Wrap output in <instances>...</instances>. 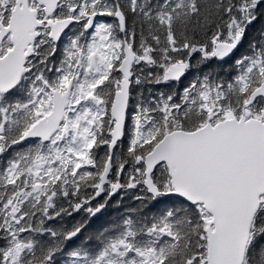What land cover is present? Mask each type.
Here are the masks:
<instances>
[{"label":"snow or ice","instance_id":"6c2138e0","mask_svg":"<svg viewBox=\"0 0 264 264\" xmlns=\"http://www.w3.org/2000/svg\"><path fill=\"white\" fill-rule=\"evenodd\" d=\"M0 264H264V0H0Z\"/></svg>","mask_w":264,"mask_h":264}]
</instances>
